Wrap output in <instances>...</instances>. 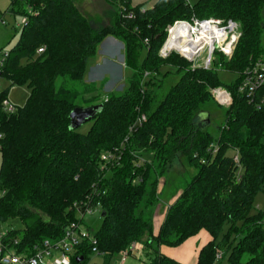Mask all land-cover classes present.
I'll return each instance as SVG.
<instances>
[{
    "label": "trees",
    "instance_id": "1",
    "mask_svg": "<svg viewBox=\"0 0 264 264\" xmlns=\"http://www.w3.org/2000/svg\"><path fill=\"white\" fill-rule=\"evenodd\" d=\"M108 1L114 14L103 27H96L75 0L12 2L21 5L27 21L0 76L31 91L26 103L10 113L3 105L8 91L0 89V223L20 224L7 230L4 242L21 252L60 239L78 220L75 203L92 200L101 203L103 222L94 233L97 243L83 242L75 263L98 253L107 264L142 243L149 264H182L161 247L180 246L206 230L212 239L200 250L197 264H216L218 250L224 256L230 252V264H264V212H253L264 186V86L256 102L239 90L243 72L264 60V0H157L151 7ZM194 17L241 24L232 58H220L224 69L238 74L232 84H223L217 69L192 68L177 53L161 56L168 28ZM109 36L124 45V63L132 71L129 86L107 99L98 94L87 99L86 106L102 103L104 109L86 133L72 130L70 114L80 107L78 98L97 92L84 83L88 61ZM164 67L174 68L180 78L162 93L164 78L173 72L162 73ZM220 86L231 92V105L215 101L211 90ZM213 104L226 117L218 136L206 117ZM142 114L146 121L130 135ZM213 145L219 148L216 154ZM122 147L120 164L104 167L102 154ZM237 152L241 166L234 161ZM180 161L196 173L155 234L152 211L161 200L160 181ZM227 223L229 233L218 241ZM232 233L236 239L230 243Z\"/></svg>",
    "mask_w": 264,
    "mask_h": 264
},
{
    "label": "built area",
    "instance_id": "2",
    "mask_svg": "<svg viewBox=\"0 0 264 264\" xmlns=\"http://www.w3.org/2000/svg\"><path fill=\"white\" fill-rule=\"evenodd\" d=\"M27 21L25 17L24 23ZM23 23V24H24ZM242 36L241 24L235 20H223L217 18H192L191 20H178L168 28V37L160 51L162 57L166 58L171 53H177L188 60L192 68H203L205 70H219L224 67L223 62L229 61ZM170 46L168 47V45ZM45 48H39L38 53L44 52ZM0 59V67L3 66L8 56V51L3 52ZM148 75V74H146ZM242 82L239 86L240 92L247 95L250 102H256L258 91L264 86V60L259 59L249 66L242 74ZM215 101L220 106H229L233 102L231 92L225 87H215L211 90ZM4 108L8 112H14L17 107L9 99L5 100ZM260 108V105H258ZM147 117L142 114L135 124L130 127L129 134L142 126ZM129 135V136H130ZM129 136L126 141L129 140ZM218 146L211 147L212 154L218 152ZM123 155V147L114 151L103 153L101 161L104 167L120 164ZM237 165L240 164V156L237 152L234 156ZM78 212V220L71 222L64 230L60 239H46L31 251H18L4 242L7 231L0 234V264H72V254L78 251L83 242L88 240L94 244L97 240L94 233L88 228L85 217L102 214V206L99 201L89 200L80 205L75 203ZM18 239L15 243L18 244ZM94 252H98L94 247ZM224 252L218 250L216 261L222 260ZM144 261V245L135 243L129 249L122 250L119 254L118 264H127L129 259Z\"/></svg>",
    "mask_w": 264,
    "mask_h": 264
},
{
    "label": "rangeland",
    "instance_id": "3",
    "mask_svg": "<svg viewBox=\"0 0 264 264\" xmlns=\"http://www.w3.org/2000/svg\"><path fill=\"white\" fill-rule=\"evenodd\" d=\"M14 0H0V59L2 58L3 52L12 49L19 41L20 34L22 31L25 14L19 12L21 7L20 4L12 5ZM135 1V0H134ZM157 0H148L143 3L146 7H151ZM198 0H190L192 4H195ZM81 11L91 20V22L96 27H103L108 22H110V17L114 14V7L109 3L108 0H75ZM27 11L29 9L25 7ZM217 18L218 17H210ZM224 20V19H223ZM264 20V11H263ZM114 38V39H110ZM262 44L264 47V32L262 34ZM146 56V51L142 53V59ZM124 45L123 43L113 36L107 37L103 43L99 46L98 51L95 56L91 57L88 61L87 70L84 77V83L93 84L97 92L94 94H82L77 103L80 107H87V99L92 98L94 95H100L101 99H107L110 94H120L129 86V77L132 75V71L125 66L124 63ZM25 61H23L24 63ZM172 67H164L162 73H165ZM173 72L166 78H164L163 92L165 93L169 85L176 82L180 75ZM218 75L223 84H232L237 78L238 74L221 68L218 70ZM80 84V83H79ZM83 84V83H82ZM82 84L80 86L82 87ZM0 89L8 91L9 101L17 107H21L26 103L28 96L30 95V88L27 84L17 85L12 84L7 78L0 76ZM99 96V97H100ZM100 99V100H101ZM208 118L209 130L215 136H218L220 132V127L225 123V113L224 110L218 108L216 105L210 106V114L206 116ZM92 125V122H88L79 128L80 132L86 133ZM229 155L233 156L234 152L230 151ZM147 158H149L147 156ZM184 159V158H183ZM182 159V160H183ZM184 165L182 161L177 162L172 170L168 172L165 178L160 181L159 189L162 190L161 200L159 205H157L152 211V216L158 212H163L166 207L167 202L171 198L179 193L183 186L186 185L188 181L196 173L195 167L189 165L187 162ZM2 165V155L0 152V170ZM242 169H239V174H241ZM165 183V185H164ZM164 185V186H163ZM161 204L163 206H161ZM159 206H161L159 208ZM262 211L264 212V186L260 190L255 198V209L253 212ZM85 222L93 233L98 231L103 222V216L101 213L95 214L93 216H86ZM20 224L13 222H2L0 223V234L7 231L12 227H20ZM230 225L227 223L223 228V232L218 238V241L223 239V236L229 233ZM236 239V234L232 233L230 236V243L234 242ZM178 247V246H177ZM129 248V247H128ZM128 248L124 249L127 250ZM172 248V247H171ZM181 250V248L179 249ZM75 252L72 256H75ZM230 252H228L222 260H219L216 264H230L229 262ZM119 255L112 258L107 264H118ZM146 264H149L146 259H144ZM72 264H78L73 262ZM84 264H106L105 258L101 254H93L90 256L89 260ZM127 264H139V261L130 258ZM182 264H189L183 262Z\"/></svg>",
    "mask_w": 264,
    "mask_h": 264
},
{
    "label": "crops",
    "instance_id": "4",
    "mask_svg": "<svg viewBox=\"0 0 264 264\" xmlns=\"http://www.w3.org/2000/svg\"><path fill=\"white\" fill-rule=\"evenodd\" d=\"M144 1H148V0H135V1L132 0V3L134 5H136V4L143 3ZM110 39H114V38H110ZM123 59H124V57H123ZM164 185H165V183H164ZM181 190L179 191V193H176L171 198L169 203L167 202L166 207L164 208L163 212L160 211L154 215L153 221H154V232H155V234L158 233V231H159V229H160V227L164 221L168 207L176 200V198L180 194ZM2 194H3V192L0 189V197L2 196ZM161 206H163V205L161 204ZM161 206H159V208ZM211 239H212V237L209 234V232H207L206 230H202L199 234L189 238L188 240H186L183 244H181L178 247H172L171 248L168 246H162L161 252L163 254L173 258V259H176L180 263L187 262L189 264H197L200 250ZM180 248H181V250H179Z\"/></svg>",
    "mask_w": 264,
    "mask_h": 264
},
{
    "label": "water",
    "instance_id": "5",
    "mask_svg": "<svg viewBox=\"0 0 264 264\" xmlns=\"http://www.w3.org/2000/svg\"><path fill=\"white\" fill-rule=\"evenodd\" d=\"M104 109V104H97V105H91L87 107H76L73 109V111L70 114L71 123H70V129H78L84 124L91 122L94 120L97 115L102 112ZM104 215V213H103ZM83 257H78L77 261L81 262L83 261Z\"/></svg>",
    "mask_w": 264,
    "mask_h": 264
},
{
    "label": "bare ground",
    "instance_id": "6",
    "mask_svg": "<svg viewBox=\"0 0 264 264\" xmlns=\"http://www.w3.org/2000/svg\"><path fill=\"white\" fill-rule=\"evenodd\" d=\"M170 46V44L168 45V47Z\"/></svg>",
    "mask_w": 264,
    "mask_h": 264
}]
</instances>
